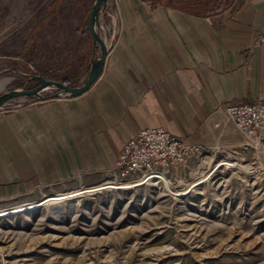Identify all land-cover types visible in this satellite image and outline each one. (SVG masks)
Returning <instances> with one entry per match:
<instances>
[{
    "label": "crops",
    "instance_id": "1",
    "mask_svg": "<svg viewBox=\"0 0 264 264\" xmlns=\"http://www.w3.org/2000/svg\"><path fill=\"white\" fill-rule=\"evenodd\" d=\"M113 1L99 20L120 35L86 93L0 110V209L76 175L109 174L122 146L147 128L194 149L220 146L235 131L226 106L264 103V48L253 47L264 0ZM89 50L88 68L92 40Z\"/></svg>",
    "mask_w": 264,
    "mask_h": 264
},
{
    "label": "rangeland",
    "instance_id": "2",
    "mask_svg": "<svg viewBox=\"0 0 264 264\" xmlns=\"http://www.w3.org/2000/svg\"><path fill=\"white\" fill-rule=\"evenodd\" d=\"M93 2L0 0V83L6 82L0 95L36 87L29 76L37 75L81 86L90 69ZM56 92L43 96L52 99ZM29 98L35 99L10 101L1 112L23 109ZM222 161L242 167L200 177ZM198 177L201 183L187 190ZM108 180V173L76 175L0 209L74 196L62 205L61 217L52 206L1 218L0 264H264V149L238 132L215 148L189 151L184 166L164 183L77 196ZM166 183L187 193L174 196Z\"/></svg>",
    "mask_w": 264,
    "mask_h": 264
},
{
    "label": "built area",
    "instance_id": "3",
    "mask_svg": "<svg viewBox=\"0 0 264 264\" xmlns=\"http://www.w3.org/2000/svg\"><path fill=\"white\" fill-rule=\"evenodd\" d=\"M109 4L110 0L101 9L99 18L110 12ZM113 4L117 7L116 1ZM114 16L117 19V11ZM98 33L109 51L116 44L120 30H112L109 23H100L99 20ZM253 47L264 48V34L254 39ZM4 107L0 109L3 111ZM224 111L236 132L255 144L256 148L264 149V103L228 105ZM192 149L164 128L141 130L122 146L109 172L110 180L104 183L138 182L143 186L159 184L162 178L169 180L184 166Z\"/></svg>",
    "mask_w": 264,
    "mask_h": 264
},
{
    "label": "water",
    "instance_id": "4",
    "mask_svg": "<svg viewBox=\"0 0 264 264\" xmlns=\"http://www.w3.org/2000/svg\"><path fill=\"white\" fill-rule=\"evenodd\" d=\"M108 0H94L91 11L88 16V33L92 40L93 45V58L90 61V69L87 78L82 86L80 87H68L60 82L51 81L43 78L42 76H29V79L36 82L37 86L28 90H11L0 95V108L7 105L10 101L32 97L37 100H44V92L48 89H54L57 92L52 96V99H56L62 95L69 98H76L86 93L89 88L97 81L100 77L105 60L107 57V47L105 42L99 36V14L102 8L106 5ZM98 51V56L95 57V53Z\"/></svg>",
    "mask_w": 264,
    "mask_h": 264
},
{
    "label": "bare ground",
    "instance_id": "5",
    "mask_svg": "<svg viewBox=\"0 0 264 264\" xmlns=\"http://www.w3.org/2000/svg\"><path fill=\"white\" fill-rule=\"evenodd\" d=\"M5 83L6 82H1L0 88L3 87V84H5ZM221 167H226L227 169H236V168L239 169L242 167V165H239V163H237V162L222 161L220 164H217L213 169H211L210 171H207V173L205 172L202 175H200V177L204 176V178H207V177L210 178L213 175V173ZM166 180H167V178H162L161 182L164 183ZM202 180H203V178L198 177L195 182H193L192 184H189L187 190L193 189L195 186L199 185ZM152 185H155V184H152ZM141 186H143V184L138 183V182H123V183L109 182L106 184H102L101 186H98L96 188L89 189V191L84 190L82 193H79V195H77V196H83L84 194H89V193L95 194V193H99V192L106 191V190L128 191V190H132V189H135V188H138ZM165 191L169 192L170 194H172L174 196H183L187 193V191H185V193H181L179 191H173L170 188L169 183L165 184ZM73 197L74 196H56L54 198H46L42 202L25 204V205H22L19 207H15L13 209L3 210L0 212V219L1 218H11V217L18 215V214H23V213H27L30 211L38 210L42 207L50 208L52 206L58 207L57 209L56 208L51 209L52 214H54L55 216L61 217L62 214L64 213V212H62V207H63L62 205L63 204L66 205L67 203H69L70 199Z\"/></svg>",
    "mask_w": 264,
    "mask_h": 264
}]
</instances>
